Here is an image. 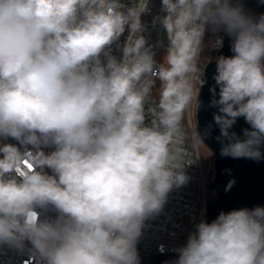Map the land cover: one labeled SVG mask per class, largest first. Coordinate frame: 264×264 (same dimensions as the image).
<instances>
[{"label": "clouds", "instance_id": "obj_1", "mask_svg": "<svg viewBox=\"0 0 264 264\" xmlns=\"http://www.w3.org/2000/svg\"><path fill=\"white\" fill-rule=\"evenodd\" d=\"M148 10V0H0V138L24 149L0 145V245L28 241L41 264H140L145 221L189 182V149L212 133L213 124L198 127L189 146L182 127L194 99L204 106L194 82L201 72L200 89L207 84L206 32L219 50L223 31L233 53L215 57L209 88L220 155L264 159V13L246 12L240 0H162L166 15L153 24L168 47L157 63L140 34ZM241 117L242 135L231 131ZM50 205L56 218L41 219L37 208ZM173 251L174 264H264V207L201 220Z\"/></svg>", "mask_w": 264, "mask_h": 264}, {"label": "built area", "instance_id": "obj_2", "mask_svg": "<svg viewBox=\"0 0 264 264\" xmlns=\"http://www.w3.org/2000/svg\"><path fill=\"white\" fill-rule=\"evenodd\" d=\"M127 7L137 6L139 7L142 0H121ZM162 0H148V11L141 14V23L144 27V31L140 33L146 39V46L153 45V52L155 53L154 59L157 63L162 62V58L166 55L168 47V41L166 33L160 24H153V19L156 16H164L165 12L161 11ZM129 35L128 27L126 26L124 34L120 37L119 43L121 46L126 42L127 36ZM139 33L134 34V38ZM220 35V33H219ZM214 37L211 33L206 32L204 41L208 43ZM162 41L161 46L155 47V45ZM224 45V44H223ZM111 54L117 58L122 59V49L117 48L114 43L111 46ZM210 56L207 61L201 67L202 72H205L204 65L211 63L219 50H212L210 48ZM102 63H106V58L101 54ZM201 77V72L196 74L197 94L199 93L200 87L198 80ZM159 80L152 91H154L159 84ZM150 101L145 102V109L147 110ZM195 106V104H194ZM185 119L182 120V127L185 131L186 145L193 143L191 137L194 131H196V125L192 122V104L189 109L185 112ZM151 120L150 116L146 115L145 123H149ZM8 143L7 140L0 138V145ZM200 145L196 148L190 147L191 155L186 158L187 162L192 163L187 165L185 168L186 174L190 177L189 182L186 185L181 186L179 189L174 188L168 195L166 203L164 204L161 212L145 221V227L142 230V235L137 242V251L140 259L148 255H178L174 249L182 247L187 242L188 236L195 230V225L201 220H204V213L207 204L206 194L208 191V181L204 170ZM31 148V145L28 146ZM54 149L51 147L43 148V151L48 154ZM44 172L53 175L51 169L45 168ZM37 211L41 213V219H44L43 210L37 208ZM197 212V217L194 220V213ZM57 216V214H56ZM188 221H192L193 227L188 228ZM24 249H16L7 245H0V264H41L39 259L28 249L32 246L28 241L24 242ZM160 245H164L165 251L161 253L159 251Z\"/></svg>", "mask_w": 264, "mask_h": 264}, {"label": "water", "instance_id": "obj_3", "mask_svg": "<svg viewBox=\"0 0 264 264\" xmlns=\"http://www.w3.org/2000/svg\"><path fill=\"white\" fill-rule=\"evenodd\" d=\"M245 7V11L258 16L264 13V2L261 0H240ZM220 35L224 38V45L217 53L219 55L232 56L231 38L223 31ZM216 70L215 59L209 63L205 69V78L207 84L199 90V99L203 101V107L198 111L196 108V129L201 131L208 124H213L212 133L209 137L203 139L204 145L213 156V180L208 185V191L215 196L213 202H207L204 221L210 223L221 211L229 212L233 209L253 208L255 206L264 207V159L254 161L246 158L221 157V144L216 137L220 134L219 127L213 123V113L216 108L207 107L210 99L209 88L215 83L212 79ZM219 89L217 88V92ZM201 92V93H200ZM249 127L244 118H238L231 131L241 134L243 128ZM9 144L16 145L23 151V147L14 138L7 139ZM264 151V147H262ZM230 181H235L233 186L226 190ZM44 219H55L57 212L53 206L42 209ZM178 255H148L140 259V264H174Z\"/></svg>", "mask_w": 264, "mask_h": 264}, {"label": "trees", "instance_id": "obj_4", "mask_svg": "<svg viewBox=\"0 0 264 264\" xmlns=\"http://www.w3.org/2000/svg\"><path fill=\"white\" fill-rule=\"evenodd\" d=\"M204 45H205V48H204V51L202 52V54L200 56V60H199L200 68L203 66V64L207 61V59L210 56L209 43H208L207 40L204 41ZM159 85H160V83L158 84V86L156 87V89L154 91V96L157 99H158V91H157V89L159 88ZM195 91H197V87H196ZM185 116H186V114H185ZM184 119H185V117H184ZM200 152H201V154H203L205 163H207L208 161L211 162L210 174L212 175L213 174V161H214L212 154L210 153V151L206 147L202 146V144L200 145ZM214 199H215L214 196L211 195L210 202H213Z\"/></svg>", "mask_w": 264, "mask_h": 264}, {"label": "rangeland", "instance_id": "obj_5", "mask_svg": "<svg viewBox=\"0 0 264 264\" xmlns=\"http://www.w3.org/2000/svg\"><path fill=\"white\" fill-rule=\"evenodd\" d=\"M195 85H196L195 86V89H196L197 84L195 83ZM194 104H195V106H194ZM191 118H192L193 124L196 125V100L195 99L193 100V103H192V117ZM202 146H204V145H202ZM201 156H202V162H203L204 170H205L207 181H208V185H209V183L213 180V174L212 175L210 174L211 162L208 161L207 163H205L203 154H201ZM211 195L214 196V194L212 192L207 191V194H206L207 202H210ZM214 198H215V196H214ZM196 217H197V212L194 213V220L196 219ZM186 225H187L188 228H192L193 227L192 221L191 222L188 221V223Z\"/></svg>", "mask_w": 264, "mask_h": 264}]
</instances>
